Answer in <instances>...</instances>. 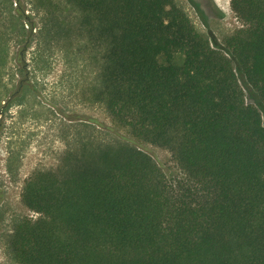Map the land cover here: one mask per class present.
Here are the masks:
<instances>
[{
    "label": "trees",
    "instance_id": "trees-1",
    "mask_svg": "<svg viewBox=\"0 0 264 264\" xmlns=\"http://www.w3.org/2000/svg\"><path fill=\"white\" fill-rule=\"evenodd\" d=\"M32 60L87 54L85 91L113 125L72 120L56 169L24 182L14 264H264V0H230L241 27L214 47L177 0H30ZM16 54V61L19 62ZM8 64L0 34V86ZM118 130H123L122 135ZM168 151L167 177L140 145Z\"/></svg>",
    "mask_w": 264,
    "mask_h": 264
},
{
    "label": "rangeland",
    "instance_id": "rangeland-1",
    "mask_svg": "<svg viewBox=\"0 0 264 264\" xmlns=\"http://www.w3.org/2000/svg\"><path fill=\"white\" fill-rule=\"evenodd\" d=\"M177 1L214 47H221L224 37L241 27L230 0ZM40 16L30 0H0V34L8 52L0 86V264H14L5 250L12 220L36 216L21 203L24 182L35 171L56 169L72 120L113 128L104 110L86 101L85 91L95 80V67L86 53L47 49L48 62L42 69L32 60ZM16 54H20L19 62ZM237 75L245 103L259 110L264 125V106ZM118 132L127 136L123 130ZM140 147L167 177L180 176L168 151L146 143Z\"/></svg>",
    "mask_w": 264,
    "mask_h": 264
}]
</instances>
